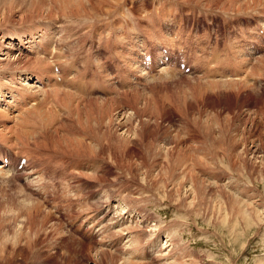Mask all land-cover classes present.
Segmentation results:
<instances>
[{"label":"rangeland","instance_id":"1","mask_svg":"<svg viewBox=\"0 0 264 264\" xmlns=\"http://www.w3.org/2000/svg\"><path fill=\"white\" fill-rule=\"evenodd\" d=\"M177 1L181 0L174 2ZM182 1L188 4L199 3V0ZM260 2L264 3L262 0H255V3L251 2L250 6L260 7ZM122 4L134 15L139 16L142 14L143 9L141 8L143 7L144 11H153L155 7L157 8L154 0H124ZM144 4L145 6H143ZM179 8L180 10H174L177 20L175 28L171 30L177 31L178 28H181L184 38H187L188 32H192V37H196V34L193 33L204 34L202 37L209 34V39L214 42L212 47H217L218 50L223 48L222 44L227 42L226 37L229 36L228 39L231 41L239 36L242 48L252 41V33L249 34L251 37L247 34L248 28H253L256 25L253 23L249 26V22L250 24L253 22L250 16H253L254 13L251 11L244 13H250V16L244 17L247 20L242 22L243 31H241L238 29L237 22L226 21L224 18V15L227 17L241 14H223V11L207 9L213 14L208 13L205 16L206 11L198 10L206 9L203 7L183 5ZM189 10L191 11L189 12ZM178 20L182 22H178ZM1 22L3 20H0ZM116 23L117 21H114L109 24L115 25ZM181 23L182 25H180ZM147 24L146 20L144 25ZM71 27L72 25L66 28L71 29ZM171 30L168 29L167 33L169 34ZM259 33L261 35L260 31ZM240 34H243L244 37L247 34L246 40ZM201 35L198 36L199 39L202 38ZM59 37L60 35L55 36L56 39H59H57L58 41H60ZM189 38L186 39L188 42ZM72 40H76L78 46L83 42L81 36L71 39L73 43ZM79 40L81 41L78 43ZM253 43L258 48L257 52L253 54V56L256 55L255 59L253 58V63L260 72V80L254 79L253 90L237 86L225 89L226 84H210L201 77L202 74L199 76L196 73L175 74L177 76L173 78H163L157 82L158 73L154 71L149 75H141L140 79L133 80L140 75V72L135 71L137 69L133 66V62L130 63V60L131 66L118 61L119 64H124L119 66V71L124 70L123 73L129 75V80L132 79L131 83L135 88L129 87L128 90L125 87L131 86V84H126L127 86L124 85V89H122V85L118 86L119 83L114 79L118 76L115 74L114 61L110 59L111 62L108 61L110 52L107 50V46L103 45V51L100 49V52H96L94 55L100 57L102 62H106V65L109 63L104 66V71L114 81V85H111L110 88H114L115 91H110L113 92L110 94L119 96L101 97L105 100V106L102 100H91L90 106H87L88 103H91L90 100L86 101L87 108L79 111V114H82L79 115V120H81V125L87 124L86 121L92 128L95 125L94 133H99L103 138L110 135L114 143L110 144L111 152L106 148L108 146L95 145L93 150L86 147L87 150L84 149L79 153L81 156L69 155L68 159L64 158L63 160L42 159L44 165L39 159L32 161L30 158L28 163L30 161L32 163H29L28 169L21 166L15 168L14 166L9 171L10 176L0 175V264H125L126 260L127 262L130 260V263L126 262L127 264H132V262L133 264H264V43L260 39L253 40ZM135 50L142 53L139 47ZM130 52L136 53L137 51ZM25 63L26 61L19 64L18 67L36 69ZM111 63L112 65H110ZM132 67L134 70L131 71ZM217 72H219V68L215 69V73ZM199 77L202 79L199 80ZM149 79H152L153 82ZM144 81L152 83L144 85ZM116 86L118 87L115 88ZM198 87L202 88L201 93L198 92ZM202 93L204 94L202 95ZM136 97L138 100L135 99ZM40 100L41 105L45 101L48 103L46 96L42 95ZM52 102L51 100V104ZM133 102H135L134 105ZM106 107H110V110L117 107L118 113L114 109L113 115L111 114L110 117L112 120L105 121L108 125L103 122V125L99 123L97 126L92 121L94 119L90 118L89 109L93 111L95 118L100 119L99 112L102 108L107 109ZM83 115L88 116L85 118ZM118 117L125 118H119L122 119L120 121ZM71 118V122H74L73 126H76L75 122L78 117L75 115ZM115 120L120 125L123 124L124 128ZM115 128L119 130L117 131ZM113 131L116 133L114 132L112 135ZM117 132L121 134L119 133V135ZM38 134L42 135V131ZM119 137L121 141H119ZM124 140L125 142H123ZM128 141L130 142L128 143ZM233 142H237L238 145L235 146ZM115 144H119L120 148L114 149ZM162 146L166 148L167 152L173 154L165 155L168 157L167 159L178 156L179 161H182L184 157L186 160L198 161L200 165H198L199 170L196 176V195L191 193L190 185L187 183L189 181L181 176L182 173L171 174L172 178H170L169 174L166 175L164 172L162 174L166 176L160 178L157 171L154 172L155 178L158 176L157 181L159 182L166 181L167 187L165 185L161 188L159 185L155 186L154 182H150L148 187L152 186L155 194L150 189L151 197L142 194L139 188H142L145 182L143 179L145 163L143 165L141 163L148 159L147 163L153 160V157L159 156L155 152ZM33 147L34 145H30L29 149ZM17 149L24 151L22 147ZM254 149L259 152L254 153ZM92 156L97 157L98 160ZM81 157L88 159L79 160ZM89 157L93 160H89ZM3 159L5 158L0 157V163ZM18 159V157L15 158L16 161ZM126 163L127 165L130 163L133 169L128 170ZM72 166H76L79 171L71 169ZM33 167L36 170L41 168L36 174L38 176L41 174L39 180L35 179V176L30 180L27 179L31 175L28 171ZM165 170L163 169V171ZM21 171L28 173L25 179H23L25 173ZM83 173H85V177H83L84 175L81 177ZM91 173L93 175L96 173L95 176L98 175V177H93ZM183 176L189 178V174H183ZM228 178L230 181L232 180L231 184L234 183L231 187L228 184ZM95 179H99L101 183L99 180L95 182ZM171 184L174 186L172 187ZM185 184L189 185L188 188ZM121 196L126 197L127 204L133 199H137L134 196L139 197L141 203L135 209L140 213L142 219H144L142 216L147 217V222L137 223L139 232H136L137 230L133 233L130 231L128 234L134 236L135 232L138 233L137 249H141V251L137 256L123 246L127 239L119 235L118 227L108 225L109 220L113 221V217H115L114 209L108 210V207L116 205L118 199H122ZM170 196L171 199H169ZM239 198L247 201L248 204L254 203L252 208L258 209L256 203H260L262 208L258 211L261 212L262 220L259 217H253V215L243 216L239 213L237 210L240 205H236L240 202ZM109 204L110 206L107 207ZM117 210L119 211V209ZM138 212L136 213L137 217ZM106 213L107 216H105ZM86 215H90L92 218L84 222ZM46 216L49 220L46 219ZM245 216L246 218H244ZM147 223L149 225L158 223L161 227L163 225V230L158 229L159 232L155 233L157 239L152 236V239L150 238L144 228L147 227ZM103 225L105 226L103 227ZM140 227L147 233L140 230ZM167 242L171 243L170 247L169 244H164Z\"/></svg>","mask_w":264,"mask_h":264},{"label":"bare ground","instance_id":"2","mask_svg":"<svg viewBox=\"0 0 264 264\" xmlns=\"http://www.w3.org/2000/svg\"><path fill=\"white\" fill-rule=\"evenodd\" d=\"M123 1L124 0H0V20H3V22L0 23V144L2 147V151L0 152V157L5 158L0 163V175L1 176L3 175L7 177L10 176L9 171H11L14 166L15 168H18V165L20 164V161L22 160L21 158H31V159H35L36 161L39 159L41 161V164L44 165L45 163L42 161V159L48 158L49 160H54V159L63 160L64 158L68 159L69 155L81 156L79 154L80 152H82L84 149L87 150L88 148L93 150L95 145L97 146L102 145L103 147L108 146L106 148L109 150V152H111L112 147L110 146V144H114V143L110 135H108V137L104 136L103 138L101 137L99 133L97 132L94 133L93 128H95V125L92 124L94 126L92 128L90 126V123L88 124L87 121H86L87 124L83 122L85 125H81V122H80L81 120H79V117H80L79 115H82V114H79V111L86 109L87 106H90V104H92L91 100H94V99L102 100L103 104L105 101L103 98H101L102 91L105 88V86L107 87L108 85H110V82L107 79L108 76L106 74L104 75V70H105L104 66H107L109 63L106 65L105 64L106 62H102L103 60H101L100 57L94 55L96 52H100L99 51L100 49H102L103 51V45L107 46V50L110 52V58H107L108 61L109 62H111L110 60L114 61L115 74L116 75L119 74L120 77L125 78L128 74L123 73L124 70L122 71V69H121L122 72H120L119 66H123L124 64L125 65L128 64L131 66L132 64L130 63L133 62L132 57H134L135 52L132 53L130 51L138 52L139 49L138 50H135V49L137 47H141L143 43H145L147 47H149L152 50V52L155 51L153 52L154 55L152 56V61H151L152 65L154 66L155 63L158 64L159 62H162V64L158 68L154 69V71L158 73V75L156 74L157 75L156 81L159 82L163 78L170 79V78L177 76L175 74H179V72L173 71V69L168 67V63L165 62L161 58V55L157 53L158 51H156V48L159 50L160 47L163 49L169 50V47L172 44H174L171 38V35L175 34V32H177L179 36L181 35V32L179 31V30H182L181 28H178L177 31L171 30V29H174L176 26L175 23L177 19L174 16V10L175 9L176 11L177 9L180 10L179 6L186 5L187 7V5H191V7L196 6V8L197 7L206 8V9H198L201 12L206 11V13L203 12L205 16L208 13L211 15L213 14V13H210L209 10L223 11V14L224 13L241 14V15L243 14L242 18H241V15H231L227 17H225L224 15V18H226L225 19L226 21L237 22L238 29L241 31H243L242 22L244 23V21L247 20L244 17L250 16V13L248 14H244V13L251 11V13H254L252 14L253 16H250L253 22L251 24L249 22V26L254 23L262 27L264 30V3L260 2L261 3L260 7L258 6L255 7V5L251 7L250 3L251 2L255 3V0H221V1L220 0H205L204 1L205 3L202 0H199V3H196V4H188V3L183 2L182 0L176 2L181 5H177L174 2L175 0H154L155 6H157V8L154 6L155 9H153V11H148V10L144 11V7H143L145 6L144 4L143 6H141L143 7L141 8L143 10L140 16L134 15L132 11H129L128 9H126V7L122 4ZM263 1L264 0H262V2ZM214 5H216V7H213ZM190 11L191 10H189V12ZM216 13L218 14V12ZM217 16H220V15H217ZM180 19L182 20V18ZM146 20L148 24L145 26L144 24L146 23ZM114 21H117L115 25L109 24ZM182 21L178 20V22H182ZM71 25H72L71 29L66 28ZM180 25H182V23ZM254 28L257 29V27L248 28V31H247L248 36H250L249 34L252 33L251 35H253V37H252V41L247 44L248 45L247 49L242 48L241 41L238 38L239 36L236 37L235 40L233 39V41H231L228 39L230 37L228 35L229 37L228 38L226 37L227 42H224L223 40L224 43L222 45L224 46L221 50H218L217 47H212V44L214 42L211 39H209L210 37L209 34H205L204 37H202L203 36L202 35L201 39L198 38L199 40H197L196 47H193V49H199L198 52L201 55L195 59V62H197L198 66H201V68L206 67L207 65L209 67L207 74H202L201 77L206 79L210 84H213V83H216V85L226 84L225 89H231L237 86L238 88H243V89L245 88V89L253 90L254 79L258 78L260 80L259 78L260 72L254 67V63H253V58L254 56H256V55L253 56V53L255 49H257L255 44L253 43V40L261 38L260 33H258L256 29ZM168 29L171 30L169 34L167 33ZM246 30H247V27H246ZM166 33L168 34V36H166L167 35ZM243 33L245 34V32ZM57 35L58 36L60 35L59 37L60 41H58L59 40L58 38H57L58 40L55 38V36L57 37ZM246 35L244 37L243 34H240V36H243L244 39L247 37ZM77 36H81L83 38V42L80 46H78L76 40L75 41L72 40L73 43L71 42V39ZM186 37L187 38L192 37V32H188L186 34ZM243 38H242V41H243ZM80 41L81 40H79L78 43ZM258 55H261V54H258ZM129 60L131 61L130 63H129ZM24 61H26L25 64L30 65L31 67H34L36 69L35 70L26 69L25 67H24L25 69L19 68L18 65L23 64ZM118 61L123 62L124 64L121 65L118 63ZM110 65H112V63ZM136 65L137 63L134 61L133 66H135L136 69L138 70V71L137 70L135 71L137 73L140 72V75L138 74L139 76H137V79H140L141 75L144 76V73L142 74L141 70ZM55 66H57L58 69L60 68L59 70L60 74L55 73L54 71ZM130 66L129 68H131ZM217 68H219V72L217 73L221 77H224V78L210 79L208 77V74H210V71L215 73V69ZM130 70L131 71L134 70V67H132V69ZM161 75H165V76H161ZM58 77L62 79L60 82L57 81ZM201 77H199V80L202 79ZM131 80L132 79H130L129 82H127L128 79L126 80L127 84L129 83L131 84V86L125 87L128 90H129V87L131 89L133 87ZM150 81H152V79ZM152 82H145L144 85L146 83L149 84ZM87 83L89 84L88 90H87ZM144 85L143 87H146ZM121 88L124 89L123 86ZM201 89H199L198 87V90H199L198 92H200ZM111 90L113 91L114 88ZM115 93L117 94V91ZM119 93L121 94V92ZM203 94L204 93H202V95ZM42 95L47 97L48 103L47 101H45L41 105L40 97ZM117 96L119 95L114 94L111 98L117 97ZM135 99H137V97ZM51 100L53 101L52 104H51ZM88 100H90L89 102L91 103H88L86 106L85 102ZM95 103H98V102H95ZM134 104L135 102H133V105ZM55 105H59V106L56 107ZM105 105L106 103L104 104V106ZM109 108L107 109L102 108L100 110L99 115H98L100 119L98 117L96 118L94 117V113L93 111H91V109H89L90 111L89 110L87 111H89L91 115L90 118L94 119L92 120L94 121L93 123L97 124L98 126L99 123L103 125V122L107 123L108 120L109 121L112 120L110 117H111V114L113 115L112 112H114L113 111L114 109H116V112H117V107L114 108L113 110H110ZM75 115L76 117H78V119L76 118L77 119V122H75L76 126H73L74 122L72 123L70 118L72 116L75 117ZM85 116H88V115H85ZM85 116L83 115V117ZM119 118L124 119L125 117L124 118L118 117V120H120ZM77 124H79V127H77ZM122 125L120 126L123 127ZM40 131H42V135L38 134V132ZM95 131H96V128H95ZM114 132L115 131H113L112 135L114 134ZM118 139L119 141H121L120 137ZM125 140L123 142H125ZM129 142L130 141H128V143ZM233 144L235 146L238 145L237 142H233ZM30 145H34V147L32 149H29ZM18 147H22V149L25 152L22 151L21 149H17ZM118 148H120V145L115 144L114 149H118ZM162 148H158V150H156L155 152V153H158L159 156L153 157V160L150 159L151 161H148L147 163H146V160L148 159H146L144 162L142 161L143 163H141V165L145 163L143 165L144 174L142 172L141 173L143 174V177H144L143 179L146 182V184L144 182V185L142 186V188L138 187L139 189H141L140 191L142 192V194H146L147 196L151 197L149 189L152 191L153 194H155L153 192L154 190H152L153 187L152 186L148 187V184L150 182L152 183L154 182L155 186L159 185V187L161 188H163V186L168 184V183H165L166 181L165 182L157 181L159 175H160V178H163L167 174H169L170 176L171 174H175V173L181 174L182 173L181 176L186 181H189L187 183H189L190 186L186 185L187 184L186 182H185L186 183L185 185L187 186V188L189 186L190 187L189 189L192 191L191 193H194L196 195V191H195L196 180H197L196 176L198 175V170H199L198 165H200L198 164V161H194L191 159L186 160V157H184L182 161H179L178 156L176 157L177 159L174 157L173 159L172 158L167 159L168 157L166 156L172 153L167 152L165 147L162 146ZM256 150L254 149V153L259 152ZM33 151H38V152H33ZM18 155L20 156V159L16 161L17 159L15 160V158L17 157L15 156H18ZM71 157L74 158V156H71ZM83 158L81 157L79 160L81 159L83 160ZM104 158H105V155H104ZM111 158H112V155H111ZM234 158H236V156H234ZM90 159L92 158L89 157V160ZM4 162H6L5 165H4ZM201 166L203 167L202 164ZM127 167L129 170L131 168V164L128 163ZM71 169H74V170L76 169L79 171V169L76 168V166H72ZM131 169H133V167ZM163 169L164 170L166 169V170L163 171ZM39 170H41V168L36 170L33 167L30 171H28V173H30L32 176L29 175L28 177L26 176V174L28 173L21 171L25 173L23 179L27 177V179L30 180L34 176H35L34 177L35 179L40 178L39 176L41 174L39 176L36 175ZM156 171H157L158 176L156 175L157 177L155 178L154 172ZM85 173H83L81 177ZM162 173L166 175L163 176ZM95 174L94 175L92 174L93 177L95 176ZM183 174H189V178H185ZM85 176L86 175H84L83 177ZM95 177H98V175H96ZM170 178H172V176H170ZM228 179H229V182L228 181L227 182L228 184H230L229 186L231 187V185L234 183L231 184L232 180L230 181V178ZM96 180L97 179H95L94 181L96 182ZM31 182H35V181H31ZM171 186L173 187L174 185L171 184ZM134 190H137V189H134ZM137 191L139 192V190ZM125 196H121L123 200L118 199V201L116 202V205L114 206H110V204L107 205V207L110 206L108 207V210L114 209L115 211V214H114L115 217H113L114 218L113 221L109 220L110 223H108V225H113V226L118 227L119 235L121 237L124 236V239H127L123 246H125L127 250H131L130 253H133V254L135 253V256H137L141 251V249L140 250L137 249L138 242H139L138 233H136V232H139L137 223L143 224L144 222H147L146 221L147 217L142 216L144 217V219H142L140 217V213L135 209L141 203L139 197L134 196L135 198H137L135 200L132 197H130L134 201L133 200L132 202L129 201L130 203L127 204V201L125 200L126 198ZM141 199L143 198L141 197ZM169 199H171V196ZM239 200L240 202L236 204V205H240V208H238L237 210L239 211V213H241L243 216L253 215V217H259V219H261L262 217L261 212L258 211V210H261L262 208L260 207L261 206L260 203H256L258 204V206L256 205L258 207L257 209L256 207L252 208L253 207L252 204L254 203L248 204L247 201L245 202L244 200L240 198ZM141 201H144V200H141ZM117 209H119V211ZM30 210H32V208H30ZM137 212H138L137 214L138 217L136 216ZM107 213L105 216H107ZM246 216L244 218H246ZM18 218L20 217L18 216ZM30 218L32 219V217ZM91 218L92 216L86 215V217L84 218V222L89 221ZM46 219H47V216H46ZM47 220H49V218ZM26 221H27V218H26ZM28 223H31V222L28 221ZM146 225L147 227H144V228L149 233L150 238L152 236L154 237V239H157L155 233L159 232L158 229H162L163 225L162 227L158 225V223L154 225L153 224L149 225V223H147ZM104 226L105 225H103V227ZM130 228H133V230H130ZM140 230L147 233L141 227H140ZM130 231L132 233L133 231H136L134 236L128 235ZM164 244L168 245L169 243L167 242ZM170 244H169V247H170ZM164 256H165V253H164ZM126 262L125 264L128 263Z\"/></svg>","mask_w":264,"mask_h":264}]
</instances>
